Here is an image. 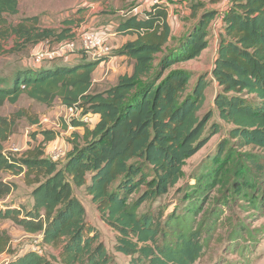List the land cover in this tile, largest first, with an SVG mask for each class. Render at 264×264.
<instances>
[{
    "label": "trees",
    "instance_id": "trees-1",
    "mask_svg": "<svg viewBox=\"0 0 264 264\" xmlns=\"http://www.w3.org/2000/svg\"><path fill=\"white\" fill-rule=\"evenodd\" d=\"M230 1L221 14L212 78L201 73L193 87V73L183 64L208 48L217 15L198 0L192 2L179 36L172 31L166 3L148 6L144 14L135 12L115 23L117 34L137 35L110 53L128 56L133 70L105 88L94 82L93 75L106 55L90 59L83 50L75 52L82 55L75 63L68 57L34 66L31 57L7 79L0 77V201L16 187L4 173L23 175L32 188V203L27 207L12 200L0 205V220L8 219L26 233L40 234L42 245L51 249L26 250L6 264H119L100 240L98 228L89 222L77 188H85L102 219L117 232L115 250L130 257L128 264H195L202 257L207 235L215 230L212 222L196 226L190 212L173 213L162 223L160 214L139 215V208L167 195L179 183L186 161L220 131L217 120L208 129L214 117L231 125L230 133L239 145L264 151V0ZM19 6L20 0H0L2 55L25 46L38 47L42 41L52 46L73 40L83 21L71 16L54 28L41 24L35 15L13 22L9 16L17 15ZM213 81L218 88L215 108L201 117L205 91ZM22 95L49 108L57 101L76 105L82 115L96 117L92 126L73 120V126L84 132H73L76 140L63 162L48 154V144L57 136L49 128L33 133L36 144L18 155L5 152L19 119L26 117L31 124L40 121L25 109L11 116L1 113L7 102L15 104ZM37 134L42 135L40 141ZM223 150L224 146L215 156L214 176L229 162L228 157L219 161ZM248 156L257 170H264V163ZM241 164L236 166L240 177L256 189L249 169ZM227 176L224 171L221 178ZM249 200L255 209L261 208L254 197ZM231 237L239 238V229ZM10 243L9 232L0 228V254L8 251Z\"/></svg>",
    "mask_w": 264,
    "mask_h": 264
},
{
    "label": "rangeland",
    "instance_id": "rangeland-1",
    "mask_svg": "<svg viewBox=\"0 0 264 264\" xmlns=\"http://www.w3.org/2000/svg\"><path fill=\"white\" fill-rule=\"evenodd\" d=\"M103 1L106 0H20L19 13L9 16V19L17 22L21 18L37 15L44 26L58 28L63 25V20L68 17L82 18L84 16L86 20V18L90 19L91 15L94 21L92 14L98 13L100 15L97 16L95 23L84 24L83 27L85 29L80 32L88 29H94L98 32L99 29L105 27L104 31L116 36L115 22L118 23L123 16H128L138 11L139 8L136 9V7L144 0H107L106 4ZM84 7L85 10L80 12V9ZM106 10L107 12L104 13ZM179 17H181V14H179ZM179 17L177 16V19ZM187 17L189 18L190 16L186 15L182 19L183 23L177 32L178 36L185 30L184 26L188 19ZM112 23H114V26H112ZM175 23H177V20ZM214 28L216 31L210 30L208 48L202 52L200 57L183 64L184 67L190 69L193 73L190 87L194 86L201 73H207L209 80L212 78L211 70L217 55L219 41V28L217 26ZM80 32L76 33L75 39ZM34 48V46H25L10 55L0 54V77L7 79V77L12 75L11 72L15 68L29 61ZM114 49V46L111 45V51ZM23 58L25 59L24 61H22ZM110 61L111 68L109 70L107 62H104L98 68V72L96 71L102 77V84H100L102 88L115 84L119 73L130 70L129 65L127 67L125 65L124 69L125 62L117 63L115 58H111ZM96 73L95 77L98 79L97 77L99 76ZM217 90L218 88L214 81L208 85L205 91V101L199 111L201 117L215 108L214 100ZM19 109H25L30 114L36 115L40 121L35 125L31 124L26 117L19 119L16 131L5 143V152L8 154H19L31 147V143L36 144V139L32 137L33 133H38V131L45 128H55L57 139L50 147H52V153L57 154L55 158L63 162L72 142L76 140L74 139L73 131H77L80 135L84 131V128L77 130L72 128L75 118L71 116L66 106L57 101L54 106L49 108L43 103L22 95L15 104L7 102L1 108V113L5 116H11ZM216 120L220 123V131L214 134L204 147L186 161L183 167L184 174L179 183L167 195L144 202L139 208V215L149 213L152 216H159L160 214L162 223H165L167 216L173 213L183 215L193 212V216L196 218V226L202 223V225L204 224L207 227L212 222L215 230L208 235L206 232L203 233V235L208 236L206 240L208 246L204 249L202 257L195 264H264V170H257L254 164L247 161L248 159L252 160L248 156V154H251L254 160L264 163V151L257 147H242L239 145L237 138L230 133L231 125L216 119V117L210 120L208 129ZM84 122L92 126L95 119L88 114V120ZM66 125L67 127L65 128ZM40 139H42L41 134L37 136V140L40 141ZM222 146H224V150L219 161L228 157L229 162L224 165L223 170H220L214 176L215 167L212 172V166L218 165L214 159ZM51 150H48L49 155ZM239 161L242 163L241 167L249 169L251 180L256 182V189L249 187L248 181L240 177L241 170L236 167ZM224 171L229 174L227 181L221 178ZM3 177L6 180L14 181L16 187L9 196L0 201V205L4 206L7 202L14 200L16 204L21 203L28 207L32 203V188L25 184L23 175L4 173ZM225 181L226 183L223 184ZM76 194L86 208L89 222L100 231V240L106 244L108 250L119 264H128L130 257L115 250L117 232L102 219L100 212L91 201V197L87 195L85 188H77ZM137 197L138 194L133 196L134 199ZM252 197L256 199L257 204L261 203L260 209L254 208L253 202L249 200ZM0 228L8 231L11 236L8 251L0 254V264H6L16 254L29 249H38L40 251L47 249L51 252V249L42 245L40 234L26 233L8 219L0 220ZM234 229H239L240 231V237L235 241L231 237ZM253 234L255 238H251Z\"/></svg>",
    "mask_w": 264,
    "mask_h": 264
},
{
    "label": "crops",
    "instance_id": "crops-1",
    "mask_svg": "<svg viewBox=\"0 0 264 264\" xmlns=\"http://www.w3.org/2000/svg\"><path fill=\"white\" fill-rule=\"evenodd\" d=\"M169 3H167V5H168V7H169V22H170V24H171V27H172V31H173V33L174 34H177V32H178V30H180L179 28H180V26H182V23H183V18H184V16H190V14H191V4H192V2H194V1H196V0H167ZM198 1H202V2H204L205 4H206V9H214V10H216L217 11V15H216V18L213 20V22H212V24H211V28H210V30L211 29H213L214 31H216V29L214 28V27H218L219 28V32H220V30H221V27H222V23H221V14L225 11V9L227 8V6L230 4V0H198ZM108 1L106 0V1H103V3H107ZM144 5H146L145 7H143V9H140L142 6H144ZM149 5L148 4H145L144 3V1H142V3H140L137 7H136V9H138V11H136V12H140V13H145V9L148 7ZM19 11H20V9H19ZM86 12V11H85ZM107 12V10L106 11H104V13H106ZM178 12H180L179 14H181V17H179V14H178ZM101 13H103V12H101ZM93 16H94V21H93V19L91 18V15H90V19H87L86 18V20L84 19V16H82V19H83V21L81 22V25L79 26V28H77V30H76V33H78V32H80L82 29H85L83 26H84V24H86V25H88V24H94L95 23V20H96V18H97V16L98 15H100V14H98V13H96V14H92ZM107 16V15H106ZM177 16L179 17V19H177ZM188 18V17H187ZM176 20H177V23H175L176 22ZM178 20H179V22H178ZM97 23H98V21H97ZM116 23V22H115ZM174 23H175V25H174ZM62 26V25H61ZM112 26H114V23H112ZM60 27V26H59ZM91 28V27H90ZM99 28V27H98ZM108 28V27H107ZM86 29H88V28H86ZM104 29H106L105 27H102L101 29H99L98 31H104ZM183 29V28H182ZM89 30V29H88ZM90 30H94V29H90ZM105 32H107V31H105ZM218 32V33H219ZM136 37H137V35H130V34H127V35H120V34H117L116 36H112V35H110V37L108 38V42L109 43H111V45H113L114 46V48L115 49H118V48H120V47H122L126 42H128V41H130V40H135L136 39ZM39 45H41V44H39ZM38 45V46H39ZM34 47H36V46H34ZM87 55H88V57L90 58V59H94L89 53H86ZM81 56L82 55H80L79 53H76V54H73L69 59H67V60H70L71 61V63H75V62H77V61H79L80 60V58H81ZM111 58H115V60H116V62L118 63V62H125L126 64H124V63H122V64H124V69H125V65H126V67H127V65H129L130 66V70L128 69V70H126V71H123V72H121V73H119L118 74V76H120L121 74H124V73H127V72H129V73H131L132 72V70H133V62L130 60V58L128 57V56H126V55H120V54H112V55H106V58H105V60L104 61H102L99 65H98V67H97V69L95 70V72H94V82L95 83H98V84H102L101 83V80H102V77L100 76V75H98L97 73H96V71L98 72V68L100 67V65L102 64V63H106L107 62V67H108V70H109V68H111V65H110V59ZM110 61V62H109ZM59 62V61H58ZM102 66V65H101ZM107 70V71H108ZM95 73H96V75L97 76H99V77H97L98 79H96V77H95ZM63 106H65V105H63ZM95 120H96V117H93ZM36 125V124H35ZM69 128V127H68ZM72 128H75L76 130L77 129H79V128H82V127H75V126H72ZM53 129V128H52ZM54 130H55V128H54ZM74 132V131H73ZM84 132V131H83ZM56 139H57V136H56ZM56 141V140H55Z\"/></svg>",
    "mask_w": 264,
    "mask_h": 264
},
{
    "label": "built area",
    "instance_id": "built-area-1",
    "mask_svg": "<svg viewBox=\"0 0 264 264\" xmlns=\"http://www.w3.org/2000/svg\"><path fill=\"white\" fill-rule=\"evenodd\" d=\"M145 4L149 6L157 3H168L167 0H144ZM110 34L105 31L86 30L80 32L76 39L63 41L56 45L50 46L48 41H44L41 45L36 47L32 53V64L39 66L46 61H52L59 58H68L75 54L76 51L83 50L89 53L94 59H100L102 56L110 55L111 45L108 42ZM71 116L82 121L88 120V115H82L78 106H66ZM72 117V118H73ZM56 140V139H55ZM50 142L48 148L51 150L56 141ZM48 149V150H49ZM50 151V156L57 160V154Z\"/></svg>",
    "mask_w": 264,
    "mask_h": 264
}]
</instances>
